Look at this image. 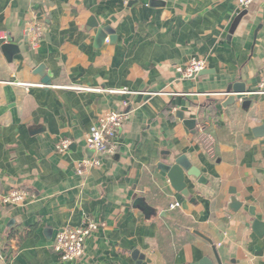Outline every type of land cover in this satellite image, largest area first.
I'll return each instance as SVG.
<instances>
[{"label": "crops", "instance_id": "1", "mask_svg": "<svg viewBox=\"0 0 264 264\" xmlns=\"http://www.w3.org/2000/svg\"><path fill=\"white\" fill-rule=\"evenodd\" d=\"M33 18L37 48L24 34ZM90 18L116 40L98 44ZM0 33V193L30 195L23 205L0 203V264H185L213 259L212 246L227 262L264 264V233L250 223L264 222V136L254 134L264 123V0H0ZM9 39L19 50L5 57ZM193 57L208 73L181 78L177 67ZM40 64L50 84L35 73ZM238 82L250 104L223 106ZM117 110L126 116L115 152L78 174L77 162L94 156L86 134ZM62 138L71 143L58 152ZM182 154L206 180L186 177L188 198L158 168ZM231 192L242 203L236 211ZM134 196L154 214L133 208ZM87 220L97 228L83 252L61 261L50 247L57 231ZM26 227L32 235L3 254L8 232Z\"/></svg>", "mask_w": 264, "mask_h": 264}, {"label": "built area", "instance_id": "2", "mask_svg": "<svg viewBox=\"0 0 264 264\" xmlns=\"http://www.w3.org/2000/svg\"><path fill=\"white\" fill-rule=\"evenodd\" d=\"M239 5L248 6L253 0H237ZM24 34L33 48H37L41 42V25L37 20L30 19L24 28ZM0 39L7 40L5 33H0ZM206 66V61L201 58H191L183 67L178 66L177 71L181 78H192L198 75ZM79 90H93L102 91L99 88H85L73 87ZM108 93H128L127 90H103ZM126 113L123 111H106L98 117L93 126L90 128L85 136L86 145L94 151V156L90 159H82L77 162L76 172L81 174L85 169L92 166H99L101 157L111 155L116 150L117 137L122 126ZM200 138L205 148L209 153L213 152L214 139L207 133H204L203 126L199 127ZM70 140L62 138L55 144V149L58 152L66 151L69 148ZM30 197L27 191L14 188L7 193H0V203L23 205V203ZM179 202L175 201L170 205L171 208L178 207ZM97 228L93 221H84L78 226H64L60 228L52 244L50 245L52 251L59 257L61 261H70L77 259L83 252L84 242L86 238Z\"/></svg>", "mask_w": 264, "mask_h": 264}, {"label": "water", "instance_id": "3", "mask_svg": "<svg viewBox=\"0 0 264 264\" xmlns=\"http://www.w3.org/2000/svg\"><path fill=\"white\" fill-rule=\"evenodd\" d=\"M89 23L92 28H96L95 40L96 42H98V44H103L106 38H108L109 43H113L116 40L115 32L110 26H99L98 22L93 18H90ZM1 49L5 57H9L13 54V52L19 50L18 46L13 42L12 39H9V42L4 43L1 46ZM35 73L42 76L43 83L50 84L49 74H47V71L45 73L44 65L40 64L39 66H37L35 68ZM207 73L208 70L203 69L198 73V75H203ZM247 93L248 91L246 90L244 83H235L234 85L228 87L225 91L227 97L222 105L228 106L233 104L236 100H239L241 101L242 107L245 108V106L249 105L251 102V99L247 97ZM176 114L178 118H180L188 128H193V126L195 125V119L184 118L182 111H177ZM254 134L255 136H264V123L254 129ZM158 168L165 174L172 189L180 193L184 198H188L190 194L187 182L185 180L186 177H195L198 183H205L206 181L203 175L201 174V171L197 167L193 166L192 163L183 154L176 157H172L169 161L165 163H159ZM190 200L194 201V198H191ZM229 202L231 205L230 209L233 211L238 210L242 205V203L237 200L234 192H231ZM132 207L139 209L147 218L154 214V209L149 204H147L142 197L134 196ZM249 212L251 215H253V211L250 210ZM250 223L256 234L258 236H262L264 233V222L253 217ZM194 233L202 237L209 243H212L211 239L206 237L201 232L194 230ZM212 249L214 253L213 259L209 258L208 256H204L198 261L185 264H235L234 260L228 262L223 260L214 246H212ZM144 256L145 255L139 253L138 250H133V252L131 253V257L134 260L144 259Z\"/></svg>", "mask_w": 264, "mask_h": 264}, {"label": "trees", "instance_id": "4", "mask_svg": "<svg viewBox=\"0 0 264 264\" xmlns=\"http://www.w3.org/2000/svg\"><path fill=\"white\" fill-rule=\"evenodd\" d=\"M34 231V227H26L25 229L18 231L15 228H12L7 235L5 245L2 248L1 252L3 254H6L9 250V248L12 245V241H16L17 244H19L22 240H24L26 237L31 236Z\"/></svg>", "mask_w": 264, "mask_h": 264}]
</instances>
